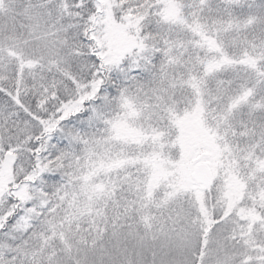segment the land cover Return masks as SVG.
<instances>
[{"label":"snow or ice","instance_id":"6c2138e0","mask_svg":"<svg viewBox=\"0 0 264 264\" xmlns=\"http://www.w3.org/2000/svg\"><path fill=\"white\" fill-rule=\"evenodd\" d=\"M0 264H264V0H0Z\"/></svg>","mask_w":264,"mask_h":264}]
</instances>
